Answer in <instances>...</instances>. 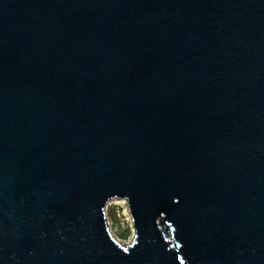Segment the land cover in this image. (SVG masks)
I'll use <instances>...</instances> for the list:
<instances>
[{
  "label": "water",
  "instance_id": "water-1",
  "mask_svg": "<svg viewBox=\"0 0 264 264\" xmlns=\"http://www.w3.org/2000/svg\"><path fill=\"white\" fill-rule=\"evenodd\" d=\"M0 264H264V0H0Z\"/></svg>",
  "mask_w": 264,
  "mask_h": 264
},
{
  "label": "rangeland",
  "instance_id": "rangeland-1",
  "mask_svg": "<svg viewBox=\"0 0 264 264\" xmlns=\"http://www.w3.org/2000/svg\"><path fill=\"white\" fill-rule=\"evenodd\" d=\"M113 217H115L116 220H114ZM106 218L110 232L116 239L120 240L119 234L128 232L126 239L121 240L124 243H128L132 238L131 224L127 209L121 200L112 201L107 204Z\"/></svg>",
  "mask_w": 264,
  "mask_h": 264
},
{
  "label": "trees",
  "instance_id": "trees-1",
  "mask_svg": "<svg viewBox=\"0 0 264 264\" xmlns=\"http://www.w3.org/2000/svg\"><path fill=\"white\" fill-rule=\"evenodd\" d=\"M113 219L116 220L115 217H113ZM127 235H128V232H125V234H119L120 240L126 239Z\"/></svg>",
  "mask_w": 264,
  "mask_h": 264
}]
</instances>
